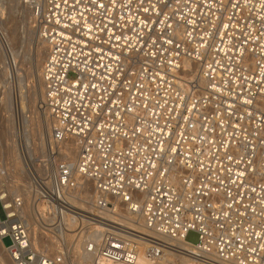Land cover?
Returning <instances> with one entry per match:
<instances>
[{"label":"built area","instance_id":"obj_1","mask_svg":"<svg viewBox=\"0 0 264 264\" xmlns=\"http://www.w3.org/2000/svg\"><path fill=\"white\" fill-rule=\"evenodd\" d=\"M27 4L52 127L17 169L0 160L14 263L133 264L170 240L205 263L264 264V0Z\"/></svg>","mask_w":264,"mask_h":264},{"label":"rangeland","instance_id":"obj_2","mask_svg":"<svg viewBox=\"0 0 264 264\" xmlns=\"http://www.w3.org/2000/svg\"><path fill=\"white\" fill-rule=\"evenodd\" d=\"M11 2H8L9 4L7 3V1L3 2L7 4L6 6H4V4H0V21L2 23V24L0 23V34H1L0 35V67H1L0 69H2L3 67L2 59L4 60V57L7 56L8 54V49L6 47L8 46L7 41H6L7 39L6 35L8 32V34L12 38V43L14 47L18 49L19 52H22V55H23L21 57L20 67H21L22 76L24 77L23 93L25 94L23 95V98H24L23 100L25 104H24L23 110H22V107L20 109V111L22 110L21 113L17 112L18 110L16 108L18 106L20 107L21 105V101L19 100L20 90L16 88L15 85H13L12 86L13 89L10 90L11 92L9 93V89L7 90V87L5 86L6 83L4 84L5 76L3 75L2 70H1L0 71V160H6V155H7L6 153L8 149H11L12 152H15V154H17L19 158L21 157L20 151L22 149L29 150L30 154L34 153L33 150H40L42 147H40L39 145V142L41 141V135L39 134V125H38L39 123L38 122L44 120V116H43L44 113L40 111V109L38 108L39 106V100H38L39 95L38 94H40V88H39V82L37 81L38 80L37 72H36L37 69H35L37 68V63H36L37 59L36 57H34L35 60L31 59V57L33 58L34 56L35 44L33 43L34 41L31 42L29 40L30 30L28 29V25H27V32H26V39H25L26 41L21 42L22 39L24 38L23 24L20 21L21 11L19 9V6H17L18 4L16 3V0H13ZM2 5L5 8H3ZM5 12L7 14H5ZM13 25L16 27H14ZM12 28H13V31H12ZM20 32H22L23 35ZM33 36L32 38L34 40L35 37ZM27 51L31 52L32 56L30 55L29 52L27 53ZM28 59H30V61ZM18 102H19V105H18ZM26 119L28 121H26ZM44 130L45 129H43V131ZM187 240L195 244L199 241V234L195 231H191L187 235ZM8 243H9V240L8 239L5 240L4 242L5 246ZM0 253H1L0 255H6L9 258V255L7 254L6 251L1 249ZM68 253H66L67 254L66 258L68 259H65V260H67V262L70 261L69 260L70 257L68 256H71V261L74 262L72 255H68ZM0 264H2L1 261H0Z\"/></svg>","mask_w":264,"mask_h":264},{"label":"bare ground","instance_id":"obj_3","mask_svg":"<svg viewBox=\"0 0 264 264\" xmlns=\"http://www.w3.org/2000/svg\"><path fill=\"white\" fill-rule=\"evenodd\" d=\"M5 1H7V3H8V2H11L13 0H0V2H1L0 4H4V6H6L7 4L3 3ZM27 1L28 0H16V3L18 4L17 6H19V9L21 11V16H20L21 20L20 21L23 24V34H24V38L22 39V41L21 40L20 41L21 42H25L26 41L25 39H26V32H27V25H28V29L30 30V35H29L30 38L29 37L28 38H29V40L31 42L34 41L33 43L35 44L34 56H33V58L31 57V59L33 60L34 57H36V59H37V62H36L37 63V68H35V69H37V71H36L37 72V78H38L37 81L39 82V88H40V94H38L39 95V97H38V100H39L38 108L40 109V111H42L44 113V115H43L44 116V120L38 122L39 123L38 124L39 125V134L41 135V141L39 142V145H40V147H44V146L48 145V137L50 135V131H51V127H52V121H51L48 109L45 107V104H44V100H45V97H44V85H43V81H42V67H43V63H44V61L46 59L48 47H47L46 41L42 38V36L39 33V31L33 25V20H32L33 12H32V10L30 8L31 6L29 4H27ZM4 6H3V8H5ZM14 10H15V8H14ZM5 14H7V13L5 12ZM5 19H6V17H5ZM0 23H1V21H0ZM14 27H16V26H14ZM12 31H13V28H12ZM20 31H22V30H20ZM14 33H15V31H14ZM20 33L22 34V32H20ZM33 34H34V36H33ZM32 36L35 37L34 40H33ZM21 37H23V36H21ZM6 38H7L6 41H7V44H8V46H6L7 49H8V54H7V56L4 57V60L2 59L3 67H2V69H0V71L2 70V73L5 76V80H4L5 82L3 80L2 81L4 82V84L6 83L5 86L7 87V90L9 89V93L11 92L10 90L13 89L12 88L13 85H15V87L20 90L19 91L17 89L20 92L19 100L21 101V105H20V107L18 106L16 109L18 110L17 112L21 113V111L23 110L24 104H25L24 100H23L24 99L23 95L25 94V93H23L24 77L22 76L21 67H20V65H21L20 64L21 63V57L23 55H22V52H19V50L14 47V45L12 43V38L8 34V32H7ZM2 39H3V37H2ZM30 49H31V47H30ZM28 52L29 51H27V53ZM29 53L31 55V52H29ZM2 54H3V52H2ZM28 60L30 61V59H28ZM186 66H188V63L186 64ZM18 105H19V102H18ZM21 107H22V110L20 111ZM26 121H28V120L26 119ZM43 129H45V130L43 131ZM66 147H67V149L68 148H71L72 150L74 149L73 146L69 147V145H67ZM6 154H7L6 155V160L8 161V164L11 167H14L15 169H17L18 166H19V157H18V155L15 154V152H12L11 149H8ZM122 216L124 217V218H122L123 223H127L129 225H132L130 223V221H129V219H131V217L129 215H127V216L126 215H122ZM133 227H135L136 229H138V230H140L142 232H146V229H144L142 227L141 222H136V224H133ZM167 241L169 243L174 244L177 247L175 252L174 251H169V250L164 251V254H163V256L161 258H159L158 260H154V259L148 257V255H146L144 253V251L141 250L140 252H138L137 258H136V260H135V262L133 264H216V263H213V262L205 263L203 261L197 260L196 259V255H194L192 252H190L192 247H193L192 244H188L187 242H174L173 243V241H170V240H167ZM1 249L7 252V249H6V246H5L4 242L0 240V250ZM7 254H8V252H7ZM68 254L72 255V257L74 259V262L72 261L73 264H85V263L86 264L87 263L88 264H127V263H121V262L112 263V262H109V261H105L102 258L97 257V255H92V254H89V253H86V252H83V251H80V252H69ZM69 257H70L69 260H71V256H69ZM66 259H68V258H66ZM0 261H1L2 264H15L14 261L11 259L10 255H9V258L6 255H0ZM67 263H68L67 260H65V262L63 264H67Z\"/></svg>","mask_w":264,"mask_h":264}]
</instances>
